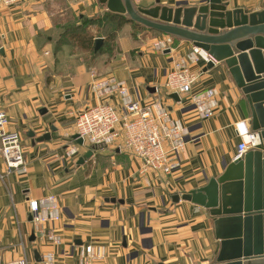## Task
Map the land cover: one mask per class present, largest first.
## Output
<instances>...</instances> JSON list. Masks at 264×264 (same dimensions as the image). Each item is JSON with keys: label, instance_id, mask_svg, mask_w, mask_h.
<instances>
[{"label": "crops", "instance_id": "obj_1", "mask_svg": "<svg viewBox=\"0 0 264 264\" xmlns=\"http://www.w3.org/2000/svg\"><path fill=\"white\" fill-rule=\"evenodd\" d=\"M60 1L67 3L75 16L112 13L107 3L99 0H23L0 8V111L8 118L7 130L20 134L27 164L26 174L0 179V264H14L23 257L29 264H41L47 253L76 264L79 247L90 244L104 250V260L97 264L214 263L220 245L209 211L185 201L173 203L171 197L205 186L234 160L239 142L235 125L243 122L250 130V112L241 90L222 64L215 62L216 66L206 72V64L193 65L198 82L191 94L209 88L217 92V110L211 118L201 119L190 94L180 96L179 102L161 95L171 55L153 50L157 33L145 35L130 24L116 32L115 59L107 62L102 53L90 63H74L67 72L65 65H59V54H53L49 35L58 31L53 16L64 15L63 10L53 8ZM132 1L144 8L155 5V0ZM204 1L160 0V5L175 8L177 2H186L192 7ZM221 2L227 4L226 11L240 8L253 13L264 8V0ZM44 35L47 41L41 44ZM176 42L177 55L185 57L191 43ZM91 71L125 81L132 97L142 103L161 99L189 130L194 140L187 144L179 167L170 175L150 172L140 176L137 160L119 152L115 156L109 148L93 150L82 165L77 161L88 149L72 162L65 159L66 135L74 132V118L96 103L88 93ZM30 132L34 139L28 136ZM46 133L51 135L49 141L35 142ZM106 150L109 155L102 154ZM101 154L110 157L108 164L97 161ZM3 171L0 154V175ZM47 195L56 197L61 212L60 220L45 224L44 229L60 236V246L41 240L28 221L27 200ZM111 198L116 202H105ZM32 235L34 241L30 242Z\"/></svg>", "mask_w": 264, "mask_h": 264}, {"label": "water", "instance_id": "obj_2", "mask_svg": "<svg viewBox=\"0 0 264 264\" xmlns=\"http://www.w3.org/2000/svg\"><path fill=\"white\" fill-rule=\"evenodd\" d=\"M99 1L107 3L113 14L187 41L206 52L213 61L203 71L213 69L215 62L222 64L241 90L250 112V131L258 135L259 144L225 166L218 178H211L205 186L188 193L175 194L171 200L189 202L209 211L214 236L220 245L212 264H264V8L253 13L240 8L226 11L227 4L221 0H205L204 4L192 7L177 2L175 8L161 6L160 0H155L150 8L136 7L132 0ZM102 44L103 39L97 38L94 51ZM162 53L168 55L170 50ZM169 98L180 101L177 94ZM40 113L44 114L45 110ZM51 131L55 132L56 128L52 127ZM28 136L34 139L33 133ZM77 138L72 136L82 145V140ZM50 139V133H46L35 138V142ZM96 149L88 150L77 165L84 164ZM105 202L115 203L116 199ZM29 241H34L33 235ZM34 254L39 260L37 252Z\"/></svg>", "mask_w": 264, "mask_h": 264}, {"label": "built area", "instance_id": "obj_3", "mask_svg": "<svg viewBox=\"0 0 264 264\" xmlns=\"http://www.w3.org/2000/svg\"><path fill=\"white\" fill-rule=\"evenodd\" d=\"M23 0H0V8H10ZM153 50L163 52L169 49L172 65L163 85V95L187 96L201 119L211 118L218 107L217 92L209 88L191 94L198 82V74L192 66L200 62L207 64L213 59L199 48L192 47L185 57L177 55L176 38L162 35L152 42ZM91 82L88 93L96 100L94 105L85 107L75 117L74 132L66 135L65 159L72 162L82 150L109 148L112 151L128 154L139 163L140 176L150 172L170 175L179 167L180 156L189 142L194 140L189 130L175 119L161 99L148 103L136 100L129 93L125 81L115 76H99L90 72ZM8 118L0 111V154L4 171L0 179L11 174L22 176L27 173V164L21 136L7 130ZM239 142L234 159L241 158L259 144L256 133L251 132L243 122L235 125ZM73 135L82 140L78 145ZM28 214L34 232L54 246L62 245L60 236L44 225L60 220V206L55 196L47 195L27 200ZM104 250L93 245H82L76 254V264H97L104 260ZM14 264H29L25 257ZM41 264H68L56 259L52 253L42 257Z\"/></svg>", "mask_w": 264, "mask_h": 264}, {"label": "trees", "instance_id": "obj_4", "mask_svg": "<svg viewBox=\"0 0 264 264\" xmlns=\"http://www.w3.org/2000/svg\"><path fill=\"white\" fill-rule=\"evenodd\" d=\"M75 19L76 21L74 23L66 22L64 24H57L56 28L58 29L59 34L56 42H54V55H57L62 48L72 45L90 53L92 55L91 58L94 59L97 55L105 52L107 46H115L116 32L124 25H134V28L139 27V29L142 27L140 24L130 21L123 15L110 12H106L98 17L88 18L85 16H77ZM101 29L102 33H100ZM156 33L160 35V33ZM95 34H98V36H95ZM96 37H102L103 44L102 47L95 52L94 45ZM113 153L115 156L118 155L115 151H113Z\"/></svg>", "mask_w": 264, "mask_h": 264}, {"label": "rangeland", "instance_id": "obj_5", "mask_svg": "<svg viewBox=\"0 0 264 264\" xmlns=\"http://www.w3.org/2000/svg\"><path fill=\"white\" fill-rule=\"evenodd\" d=\"M56 4V5H55ZM55 4H53V8H54V10L56 9L58 12L59 11H61V10H63L64 11V15L61 17V16H59V15H55V16H53V20H54V22H55V25H57V24H64V23H68V22H75L76 21V19H75V17H77V16H75L74 14H73V12L71 11V9H69V6L67 5V3H65V2H62V1H60L59 3H55ZM136 7H139V6H137V5H135ZM140 7H142V6H140ZM153 7V6H152ZM143 8V7H142ZM132 26V28L133 29H135V31H138V30H141V29H143V30H141V32H145V35L147 34V33H149V32H151L152 30H150L149 28H146V27H141L140 29H139V27H137V28H134L135 26L134 25H131ZM134 26V27H133ZM141 26V25H140ZM152 32H154V31H152ZM57 33H58V31L57 30H54L53 31V33L52 34H49V35H51L52 37H51V40H50V42L52 41L53 42V44H52V48H53V51H54V42H56V40H57ZM100 33H102V29H101V31H100ZM156 33V32H155ZM162 35H164V34H158V36H156L155 37V39L156 38H158L159 36H162ZM95 36H98V34H95ZM43 37V39L41 38L40 39V41H41V44L42 43H45L46 41H47V36L46 35H44V36H42ZM137 37V36H136ZM97 38H102V37H96L95 38V40L97 39ZM154 40V39H153ZM113 46H114V44H113ZM177 47H178V45H177ZM61 52H62V54H61ZM117 52H118V50H117V47H116V45L114 46V47H109V46H107L106 47V50H105V52H103V54H105L104 56H103V58H104V60L106 59V61L107 62H110L111 60H113V59H115V55L117 54ZM57 54H59V56H60V66H62V68H63V65H65L66 67L64 68L65 69V71H69L70 69H72V67H73V64L75 63V64H77V63H79V62H85L86 64L87 63H90L93 59L91 58V54L90 53H88V52H86V51H84V50H81L79 47H75V46H69V47H64V48H62V50H60V52L59 53H57ZM63 60H65L66 62H63ZM76 60V61H75ZM91 66V65H90ZM89 66V67H90ZM93 68H95V66H92ZM92 68V69H93ZM96 71H98L100 74L101 73H103L101 70H99V68H97L96 67V69H95ZM99 75V74H98ZM102 75H105V73H103ZM91 82V80H89V82H88V84ZM161 95H163V94H161ZM74 122H75V118H74ZM83 143V142H82ZM22 147H25V144L22 142ZM24 149V148H23ZM97 149H99V148H97ZM25 153V152H24ZM102 154H107V155H109V151H103L102 152ZM102 154L101 155H97L96 156V159H97V161H99L100 163H105V164H108V162H109V160H110V157L108 156V158L105 156H102ZM112 154V153H111ZM127 156H125V158H126ZM128 158V157H127ZM126 158V159H127ZM20 198H18V200H19ZM17 202H19V201H17ZM28 216H30L29 214H28ZM31 217V216H30ZM100 263V262H99Z\"/></svg>", "mask_w": 264, "mask_h": 264}]
</instances>
